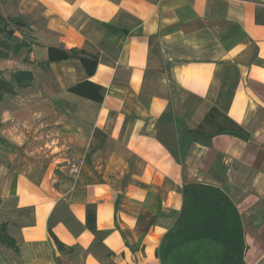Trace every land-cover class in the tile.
<instances>
[{
  "label": "crops",
  "instance_id": "0c3cea01",
  "mask_svg": "<svg viewBox=\"0 0 264 264\" xmlns=\"http://www.w3.org/2000/svg\"><path fill=\"white\" fill-rule=\"evenodd\" d=\"M0 13L30 41L0 57L14 91L0 99V223L17 247L0 264H161L187 182L228 195L243 264H264V0H0ZM49 48L96 53V68ZM85 80L101 101L68 90ZM212 107L248 136L189 133Z\"/></svg>",
  "mask_w": 264,
  "mask_h": 264
},
{
  "label": "trees",
  "instance_id": "16d2710c",
  "mask_svg": "<svg viewBox=\"0 0 264 264\" xmlns=\"http://www.w3.org/2000/svg\"><path fill=\"white\" fill-rule=\"evenodd\" d=\"M19 27H27L21 17H4L0 14V57L7 58L10 53L17 54L23 48L29 51V39L25 35L23 37L15 35ZM48 56L50 60L77 58L88 74L94 72L98 61L96 53L76 48L69 50L49 48ZM24 59L27 60V57ZM12 77L17 84L26 85L32 79V74L27 70H18ZM68 90L96 101L103 98L102 87L88 80L73 84ZM5 92L14 93L11 84L0 79V99ZM187 131L197 137H209L217 133L248 136L239 124L216 107L207 112L196 129ZM94 137L99 141L89 149V153L102 145L105 134L96 129ZM86 225L93 233L99 234L90 207L87 208ZM0 243L17 252L13 238L6 231L5 223H0ZM58 247L62 248L63 245L58 242ZM243 251L240 216L228 195L213 185L184 183L180 211L173 227L165 233L155 252L161 264H243Z\"/></svg>",
  "mask_w": 264,
  "mask_h": 264
},
{
  "label": "rangeland",
  "instance_id": "374dc122",
  "mask_svg": "<svg viewBox=\"0 0 264 264\" xmlns=\"http://www.w3.org/2000/svg\"><path fill=\"white\" fill-rule=\"evenodd\" d=\"M1 14V13H0ZM2 15V14H1ZM26 23V22H25ZM17 32H18V36L19 37H22V35L24 36L25 34H27L26 33V30H25V28L24 27H19V28H17ZM23 32V33H22ZM23 54V53H22ZM21 55V54H20ZM1 115H2V110H0V119H1ZM168 122V121H167ZM169 124V123H168ZM166 125V123L164 124V125H162V126H160V137L164 140V141H166L167 143H171L172 144V142H171V139L173 138L172 136L170 137V131L172 130L171 129V125ZM1 126H3V124H1L0 123V128H1ZM25 128V127H24ZM27 128H29L30 130L33 128V126L31 125V126H28ZM34 132L35 131H33V132H30V133H27V138H28V140L30 141V140H35V138L33 137V134H34ZM35 137H36V135H35ZM27 140V141H28ZM37 140V139H36ZM32 142H34V144L33 145H35V144H37V143H40V142H43V139H38L37 141H32ZM174 143V142H173ZM169 145V144H168ZM172 146V148H173V145H171ZM0 246L1 247H4V248H7V249H9V250H12V251H14V253L16 254L17 252L15 251V250H13L11 247H9V246H6L5 244H3V243H0Z\"/></svg>",
  "mask_w": 264,
  "mask_h": 264
}]
</instances>
